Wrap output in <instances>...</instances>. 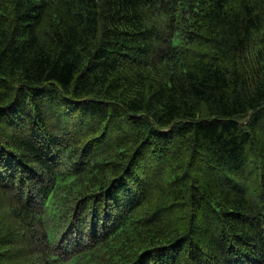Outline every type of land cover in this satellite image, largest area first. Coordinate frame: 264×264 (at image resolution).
<instances>
[{
    "label": "trees",
    "instance_id": "16d2710c",
    "mask_svg": "<svg viewBox=\"0 0 264 264\" xmlns=\"http://www.w3.org/2000/svg\"><path fill=\"white\" fill-rule=\"evenodd\" d=\"M263 162L264 0H0V264H264Z\"/></svg>",
    "mask_w": 264,
    "mask_h": 264
},
{
    "label": "bare ground",
    "instance_id": "6f19581e",
    "mask_svg": "<svg viewBox=\"0 0 264 264\" xmlns=\"http://www.w3.org/2000/svg\"><path fill=\"white\" fill-rule=\"evenodd\" d=\"M97 85H98V84H97ZM92 89H93V88H92ZM92 89H91V90H92ZM14 90H15V89H14ZM14 90H13V92H14ZM6 92H7V91H6ZM13 92H11V93H13ZM11 93H10V94H11ZM4 95H5V94H4ZM12 95H14V94H12ZM83 97H84V96H83ZM11 99H12V98H11ZM11 99H10V100H11ZM81 99H82V98H81ZM10 100H9V101H10ZM9 101H8V102H9ZM11 102H12V100H11ZM44 120H45V119H44ZM193 142H194V141H193ZM196 143H197V142H196ZM5 151H6V150H5ZM8 155H9V154H8ZM261 161H262V160H261ZM258 162H259V161H258ZM263 163H264V162H263ZM257 165H259V164H257ZM263 169H264V168H263ZM261 170H262V169H261ZM180 172H181V171H180ZM182 172H183V171H182ZM180 174H181V173H180ZM182 174H183V173H182ZM154 175H155V174H154ZM184 175H185V174H184ZM187 176H189V175H187ZM187 176H186V177H187ZM263 182H264V181H263ZM158 183H159V182H158ZM161 183H163V182L161 181ZM159 184H160V183H159ZM226 184H227V183H226ZM126 186H127V185H126ZM161 186H162V185H161ZM101 187H103V186H101ZM158 187H159V186H158ZM162 187H163V186H162ZM246 187H247V186H246ZM257 187H258V186H257ZM260 187H261V186H260ZM126 188H128V187H126ZM130 188H131V187H130ZM156 188H157V187H156ZM247 188H248V187H247ZM104 189H105V188H104ZM117 189H118V188H117ZM160 189H161V188H160ZM102 190H103V189H102ZM130 190H131V189H130ZM151 190H152V189H151ZM245 190H246V189H245ZM245 190H244V191H245ZM157 191H159V189H158ZM242 191H243V190H242ZM161 193H163V192H160V194H161ZM109 194H110V193H109ZM141 194H142V193H141ZM158 194H159V193H158ZM164 194H165V193H164ZM248 194H249V193H248ZM189 256H190V255H189ZM232 260H233V259H232ZM242 262H243V261H242ZM256 262H257V261H256ZM246 263H247V262H246ZM185 264H186V263H185Z\"/></svg>",
    "mask_w": 264,
    "mask_h": 264
}]
</instances>
